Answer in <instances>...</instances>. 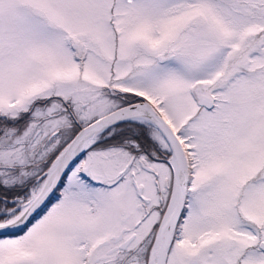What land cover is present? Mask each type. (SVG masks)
Listing matches in <instances>:
<instances>
[{
  "label": "snow or ice",
  "instance_id": "obj_1",
  "mask_svg": "<svg viewBox=\"0 0 264 264\" xmlns=\"http://www.w3.org/2000/svg\"><path fill=\"white\" fill-rule=\"evenodd\" d=\"M0 264H264V0H0Z\"/></svg>",
  "mask_w": 264,
  "mask_h": 264
}]
</instances>
